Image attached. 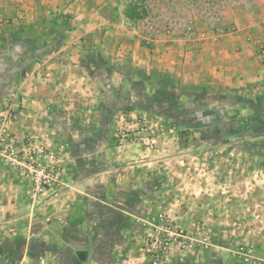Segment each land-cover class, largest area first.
Listing matches in <instances>:
<instances>
[{
  "label": "rangeland",
  "instance_id": "1",
  "mask_svg": "<svg viewBox=\"0 0 264 264\" xmlns=\"http://www.w3.org/2000/svg\"><path fill=\"white\" fill-rule=\"evenodd\" d=\"M238 1L77 0L7 32L1 264H264V79L183 70Z\"/></svg>",
  "mask_w": 264,
  "mask_h": 264
},
{
  "label": "crops",
  "instance_id": "2",
  "mask_svg": "<svg viewBox=\"0 0 264 264\" xmlns=\"http://www.w3.org/2000/svg\"><path fill=\"white\" fill-rule=\"evenodd\" d=\"M76 1L10 0L8 3L6 0H0V83L10 79L12 72H7L8 66L17 65L26 52L24 46L6 43L7 32L12 31L14 27L19 28L22 24L27 25L23 29L31 30L36 35L35 31L38 27L46 25L51 12L62 9L64 2L66 5L70 3L67 7L72 8ZM221 27L225 30L234 28L236 31L226 34L227 36L217 43L209 41L201 44L200 49L192 55L194 61L184 65L183 70L186 69L191 75L192 72L198 73L201 82L200 79L196 80V86L208 87L210 91L227 92L235 87L247 90L249 84L253 85L264 79V72L254 55L251 40H246L247 37H257L264 30V0H239L233 3L232 7L226 6L221 18ZM63 56L66 57V53ZM62 62L65 66L69 64V61L65 60L59 61V64ZM54 63V66H58Z\"/></svg>",
  "mask_w": 264,
  "mask_h": 264
},
{
  "label": "built area",
  "instance_id": "3",
  "mask_svg": "<svg viewBox=\"0 0 264 264\" xmlns=\"http://www.w3.org/2000/svg\"><path fill=\"white\" fill-rule=\"evenodd\" d=\"M213 24L216 26V30H215L216 34L220 36L226 32L236 31L234 28L225 30L223 27H221L220 17H216L213 21ZM257 57L259 61L261 62V65L264 68V36L257 42ZM0 146L3 147L2 149L3 153H7L8 155L13 154V151L11 149H8V145L6 144V135H5V131L3 128L0 129Z\"/></svg>",
  "mask_w": 264,
  "mask_h": 264
},
{
  "label": "trees",
  "instance_id": "4",
  "mask_svg": "<svg viewBox=\"0 0 264 264\" xmlns=\"http://www.w3.org/2000/svg\"><path fill=\"white\" fill-rule=\"evenodd\" d=\"M128 15H129V17H135L137 14H136V12H134V11H128Z\"/></svg>",
  "mask_w": 264,
  "mask_h": 264
}]
</instances>
